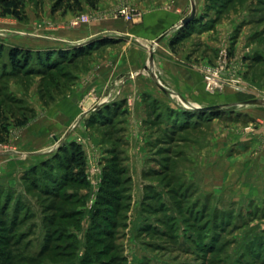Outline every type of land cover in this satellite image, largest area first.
Wrapping results in <instances>:
<instances>
[{"label":"rangeland","instance_id":"1","mask_svg":"<svg viewBox=\"0 0 264 264\" xmlns=\"http://www.w3.org/2000/svg\"><path fill=\"white\" fill-rule=\"evenodd\" d=\"M47 1L54 12L75 6L38 3ZM226 1L209 0L206 8L227 22L229 38L213 63L192 65L202 77L226 44L239 83L210 93L200 80L190 100L170 92L164 101L145 100V124L139 114L136 127H127L123 102L134 74L110 82L100 99L89 92L88 105L63 106L80 73L90 75L87 56L26 77L0 66V253L9 257L0 261L264 264V36L254 33L264 28V6ZM33 4L25 0L24 8ZM211 106L221 108L200 110ZM100 111L116 113L104 119ZM70 144L83 153L84 181L71 183L58 164L59 149Z\"/></svg>","mask_w":264,"mask_h":264},{"label":"crops","instance_id":"2","mask_svg":"<svg viewBox=\"0 0 264 264\" xmlns=\"http://www.w3.org/2000/svg\"><path fill=\"white\" fill-rule=\"evenodd\" d=\"M208 1L79 0V8L54 12L50 2L42 6L34 0L32 10L24 8L26 22L20 23L9 16L0 20V39L8 48L39 52L95 43L87 56L90 63L86 72L90 75L80 73L73 92L62 100L63 106L70 102L88 105L90 102L85 98L90 97L86 96L89 92L98 91L91 99H100L104 94L101 89L131 73L136 78L128 81L123 102L127 101L125 106L129 111L127 127H136L135 118L139 114L145 124V100L166 99L168 92L190 100L196 92L193 87L200 80L202 83L192 64L196 60L202 64L213 63L214 51L229 38L231 30L227 22L209 16ZM122 5L131 6L137 16L131 21L113 18L112 11ZM78 14H89L95 19L79 28H70V21ZM189 18L186 24L190 28L184 36L180 30ZM257 22L258 26L263 24ZM262 30L254 33L261 34ZM254 33H250V41ZM141 75L144 79H140ZM0 172L3 174L6 169L2 167Z\"/></svg>","mask_w":264,"mask_h":264},{"label":"trees","instance_id":"3","mask_svg":"<svg viewBox=\"0 0 264 264\" xmlns=\"http://www.w3.org/2000/svg\"><path fill=\"white\" fill-rule=\"evenodd\" d=\"M69 1H72L75 5L69 8H79L80 7L79 0H69ZM88 1H91V0H88ZM232 1L233 0H227L226 4L230 5ZM257 3H259L260 6H264V0H258ZM58 4H60V2H58ZM24 5H25V0H0V15L4 17L10 16L18 21H24L26 20ZM257 8L259 7L254 8V10L256 11ZM261 22H263V20L257 23H261ZM189 28H190L189 24H186L180 30L181 32L180 34L186 36V33L189 31ZM261 32H262L261 34H257V33L255 34L257 38L264 36V28ZM94 44L95 43L93 44L89 43L82 47L59 49V50H55L51 52L31 51L28 49H20L16 47L7 48L5 51V47L3 48V46L0 45V66L2 68V72H5L7 75H10V76L11 75L15 76L20 73H23L24 74L23 77H26V76H30V74L43 73L45 70L48 72H55V71H59L60 66H62L65 63L71 66V65H74L76 60L82 57L88 56ZM171 45H173V43ZM4 58H6V60H4ZM42 77H45V76L42 75ZM60 77L66 78L67 74L63 72L62 75H60ZM52 85L56 86L57 84L53 83ZM105 110L108 111V108H105ZM211 112H215V111H211ZM211 112H208V113H211ZM99 113H100V117L107 119L109 118L108 114L113 115L116 112L114 111L110 113L109 111L104 114L102 113V111H100ZM193 113H190L187 111L188 115L193 114ZM196 113L205 114L207 112L197 111ZM97 121L102 122V118L100 119L99 117H97ZM19 124L23 125L24 121L23 120L20 121ZM57 154H58L57 159L59 160L58 164H60L61 170L65 172L63 174L67 178V180L71 181V183L73 182L72 180L84 181L85 160H84L81 149L76 144H70L69 146L61 147ZM114 186H115V183H114ZM63 201L68 203V199L64 198ZM3 211L4 210H2V212ZM60 216H61L60 219L62 220H68V219H71V217H73L72 213L64 214L63 216L62 215ZM0 222L2 221L0 220ZM61 240H62V237H59L56 239V242L59 243V241ZM3 245L5 246L6 244L0 241V246H3ZM57 246H60V245L57 244ZM55 248H53L52 250H57V247ZM49 250L50 249L48 247L44 249L45 252H48ZM2 257H5V260L9 259L8 256L2 255L0 253V259ZM0 264H8V263H5L4 261H0ZM9 264H12V263H9Z\"/></svg>","mask_w":264,"mask_h":264},{"label":"built area","instance_id":"4","mask_svg":"<svg viewBox=\"0 0 264 264\" xmlns=\"http://www.w3.org/2000/svg\"><path fill=\"white\" fill-rule=\"evenodd\" d=\"M115 18H123L131 21L137 12L129 5H122L114 11ZM95 19L89 14H78L69 23L70 28H79ZM230 49L228 45H223L218 53L217 61L214 65H206L202 67V80L205 89L214 93L218 89H222L229 81L239 83L236 77V65L230 60Z\"/></svg>","mask_w":264,"mask_h":264},{"label":"water","instance_id":"5","mask_svg":"<svg viewBox=\"0 0 264 264\" xmlns=\"http://www.w3.org/2000/svg\"><path fill=\"white\" fill-rule=\"evenodd\" d=\"M190 21V18L189 19H186L183 24H186L187 22ZM160 86V85H159ZM161 87V86H160ZM163 88V87H161ZM247 103H254V104H257V103H260L259 101H249ZM221 107L220 106H211V107H208V108H204V109H200V110H204V111H213V110H219Z\"/></svg>","mask_w":264,"mask_h":264}]
</instances>
